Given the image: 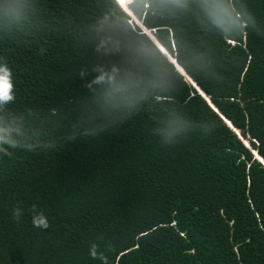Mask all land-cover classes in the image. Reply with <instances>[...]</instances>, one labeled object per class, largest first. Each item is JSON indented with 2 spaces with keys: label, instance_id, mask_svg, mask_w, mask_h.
<instances>
[{
  "label": "trees",
  "instance_id": "1",
  "mask_svg": "<svg viewBox=\"0 0 264 264\" xmlns=\"http://www.w3.org/2000/svg\"><path fill=\"white\" fill-rule=\"evenodd\" d=\"M0 68V264H264V0H0Z\"/></svg>",
  "mask_w": 264,
  "mask_h": 264
},
{
  "label": "clouds",
  "instance_id": "2",
  "mask_svg": "<svg viewBox=\"0 0 264 264\" xmlns=\"http://www.w3.org/2000/svg\"><path fill=\"white\" fill-rule=\"evenodd\" d=\"M129 3H127V8H128ZM119 6H120V4H119ZM138 26H139V24H138ZM141 30H142V32L144 31L142 28H141ZM159 49H160V47H159ZM161 52H162V50H161ZM162 53H164V52H162ZM165 55L170 59V55L169 54L168 55L165 54ZM8 77H9L8 71L6 69L0 68V102H3V101L12 99V96H11V83H10V80H9ZM35 209H36V205H33V211H35ZM13 215L15 217L19 218V216L21 215V210L20 209H16L14 211ZM32 224H33V226L35 228H41V229H47L50 226L49 225V222H48V219L43 214V212H39V213H37L36 215L33 216V218H32Z\"/></svg>",
  "mask_w": 264,
  "mask_h": 264
},
{
  "label": "water",
  "instance_id": "3",
  "mask_svg": "<svg viewBox=\"0 0 264 264\" xmlns=\"http://www.w3.org/2000/svg\"><path fill=\"white\" fill-rule=\"evenodd\" d=\"M210 105H211V104H210ZM230 126H232V125H230ZM260 160L263 161L261 158H260ZM260 160H259V161H260ZM262 163H263V165H264V161H263Z\"/></svg>",
  "mask_w": 264,
  "mask_h": 264
},
{
  "label": "rangeland",
  "instance_id": "4",
  "mask_svg": "<svg viewBox=\"0 0 264 264\" xmlns=\"http://www.w3.org/2000/svg\"><path fill=\"white\" fill-rule=\"evenodd\" d=\"M134 20L137 22L136 18H134Z\"/></svg>",
  "mask_w": 264,
  "mask_h": 264
}]
</instances>
